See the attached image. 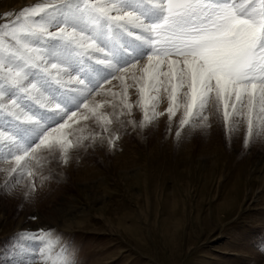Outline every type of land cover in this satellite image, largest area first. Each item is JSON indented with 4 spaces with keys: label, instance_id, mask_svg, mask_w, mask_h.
I'll return each instance as SVG.
<instances>
[{
    "label": "rangeland",
    "instance_id": "1",
    "mask_svg": "<svg viewBox=\"0 0 264 264\" xmlns=\"http://www.w3.org/2000/svg\"><path fill=\"white\" fill-rule=\"evenodd\" d=\"M48 2L0 0V26L22 23L17 17L23 9ZM0 42V55L17 47L3 33ZM79 67L107 71L94 60ZM60 79L63 87H56L68 97L83 98L68 91L82 86L67 73ZM125 81L129 107L120 82L106 84L89 99L90 107L104 101L103 107L81 109L88 119L78 113L69 122L63 148L41 147L21 162L32 177L6 184L7 173L0 171V264H264V134L246 147V120L230 116L225 122L214 100L204 111L207 122L181 127L187 89L170 117V90H146L145 109L139 91L144 80L129 75ZM32 108L44 127L61 121L62 114ZM35 129L19 125L21 145ZM14 163L0 159V170ZM40 229L46 247L32 239Z\"/></svg>",
    "mask_w": 264,
    "mask_h": 264
},
{
    "label": "snow or ice",
    "instance_id": "2",
    "mask_svg": "<svg viewBox=\"0 0 264 264\" xmlns=\"http://www.w3.org/2000/svg\"><path fill=\"white\" fill-rule=\"evenodd\" d=\"M20 18L22 23L0 26V33L17 45L4 49L7 56L0 55V159L15 162L0 170L7 173L6 184L18 183L17 176L34 175L25 173L21 162L41 147L63 148L68 142L64 137L71 135L65 130L71 129L69 122H75L81 109L94 113L103 107L104 101L90 107L89 99L101 95L106 84L119 81L129 107V75L134 82L144 80L139 91L145 109L146 90H170V117L179 107L181 90L187 89L181 127L190 120L207 122L204 111L214 100L218 110L222 106L225 122L230 116L246 120V147L254 135L264 134V0H50L23 9ZM84 59L107 71L90 68L84 73L79 67ZM137 71L143 77L138 78ZM61 73L82 86L68 89L83 93L82 99L60 90ZM32 104L62 114L61 121L42 126ZM18 113H25L24 118ZM22 123L36 126L35 137L23 145L18 135ZM21 147L22 153L14 150ZM30 189L36 190L34 182ZM44 231L32 236L42 247Z\"/></svg>",
    "mask_w": 264,
    "mask_h": 264
}]
</instances>
